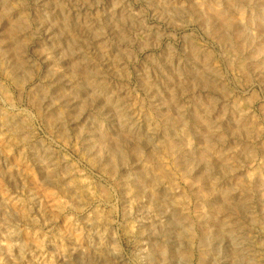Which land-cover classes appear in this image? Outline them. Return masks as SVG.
Masks as SVG:
<instances>
[{
    "label": "rangeland",
    "instance_id": "1",
    "mask_svg": "<svg viewBox=\"0 0 264 264\" xmlns=\"http://www.w3.org/2000/svg\"><path fill=\"white\" fill-rule=\"evenodd\" d=\"M262 7L264 0H0V264H264V70L251 56L239 64L234 51L257 49L264 62ZM23 19L25 30L17 27ZM19 30L22 46L14 44ZM82 61L105 87L72 75ZM171 139L179 148L167 153ZM202 230L215 243L206 255Z\"/></svg>",
    "mask_w": 264,
    "mask_h": 264
},
{
    "label": "bare ground",
    "instance_id": "2",
    "mask_svg": "<svg viewBox=\"0 0 264 264\" xmlns=\"http://www.w3.org/2000/svg\"><path fill=\"white\" fill-rule=\"evenodd\" d=\"M231 1V0H230ZM243 1V0H242ZM254 1V0H253ZM217 2V1H216ZM5 3V2H4ZM222 3V2H221ZM225 3V2H224ZM234 3V2H233ZM243 3V2H242ZM263 4V3H262ZM205 5V4H204ZM210 5V4H209ZM234 5V4H233ZM260 5V4H259ZM64 6V5H63ZM62 6V7H63ZM195 6V5H194ZM194 6H193V8H194ZM232 6V5H231ZM243 6V5H242ZM263 6V5H262ZM6 7H8V6H6ZM61 7V6H60ZM213 7V6H212ZM216 7H218V6H216ZM234 7H236V6H234ZM233 7V8H234ZM263 8V7H262ZM10 8H8L7 10H9ZM213 9V8H212ZM226 9V8H225ZM235 9V8H234ZM243 9H245V8H243ZM264 9V8H263ZM6 10V9H5ZM6 10V11H7ZM53 10V9H52ZM216 10V9H215ZM238 10H240V8L238 9ZM11 11V10H10ZM14 11V10H13ZM168 12V11H167ZM211 12V11H210ZM223 13V16H224V18H227L228 17V15L230 14V13H228V11L226 10V11H222ZM239 12V11H238ZM253 12V11H252ZM263 15H264V11H260ZM0 13H3V12H0ZM194 13H196V12H194ZM204 13H205V11H204ZM212 13V12H211ZM242 13V12H241ZM244 13V12H243ZM192 14V13H191ZM213 14V13H212ZM221 14V15H222ZM204 15V14H203ZM215 15V14H214ZM247 15V14H246ZM254 15V14H253ZM232 16V15H231ZM248 16V15H247ZM1 17V16H0ZM10 17V16H9ZM18 17V16H17ZM16 17V18H17ZM197 17V16H196ZM205 17V16H204ZM208 18H210L209 16H207ZM212 17V16H211ZM214 17V16H213ZM243 17V16H242ZM202 18V17H201ZM2 19H3V17H2ZM15 19V18H14ZM102 19V18H101ZM100 19V20H101ZM132 19V18H131ZM240 19V18H239ZM246 19V18H245ZM12 20V19H11ZM253 20V19H252ZM69 21V20H68ZM200 21V20H199ZM205 21V20H204ZM208 21H210V20H208ZM237 21V20H236ZM245 21V20H244ZM228 22H229V20H228ZM232 22V21H231ZM15 23H17V22H15ZM22 24H20V27L19 26H17L18 28H21V30L23 29V30H25L26 29V27H27V22H25L24 21V19H23V21L21 22ZM124 23V22H123ZM211 23V22H210ZM215 23V22H214ZM213 23V24H214ZM219 23V22H218ZM226 23V22H225ZM238 23V22H237ZM220 24V23H219ZM232 24V23H231ZM250 24V23H249ZM65 25H67V24H65ZM115 25V24H114ZM118 25V24H117ZM209 25V24H208ZM223 25V24H222ZM230 25V24H229ZM14 26V25H13ZM16 26V25H15ZM66 27V26H65ZM77 27V26H76ZM213 27V26H212ZM245 27H247V26H245ZM261 27L264 29V16H263V19L261 20ZM12 28V27H11ZM28 28V27H27ZM232 28L234 29V31H235V35H237V36H239L243 41H245L246 43H247V41H248V36L243 32V31H241V28H240V26L238 25V24H232ZM248 28V27H247ZM261 28V29H262ZM79 29V28H78ZM100 29V28H99ZM117 29V28H116ZM131 29V28H130ZM219 29V28H218ZM227 29L229 30V28L227 27ZM232 29V30H233ZM245 29V28H244ZM21 30H19L18 32L19 33H14L15 34V45H19V46H22V45H20V44H23V43H21V35H20V33H21ZM32 30V29H31ZM118 30V29H117ZM212 30H216V28L215 29H212ZM246 30V29H245ZM8 31V30H7ZM13 31V30H12ZM16 31V30H15ZM224 31V30H223ZM230 31H231V29H230ZM11 32V31H10ZM70 32V31H69ZM79 32V31H78ZM100 32V31H99ZM214 32V31H213ZM12 33V32H11ZM10 33V34H11ZM223 34H224V32H222ZM259 33V32H258ZM210 34V33H209ZM211 34H212V32H211ZM220 34H221V30H220ZM251 34V33H250ZM215 35H216V33H215ZM219 35V34H218ZM231 35V34H230ZM262 35V34H261ZM214 36V35H213ZM220 36V35H219ZM224 36V35H223ZM228 36V35H227ZM9 37V36H8ZM125 37V36H124ZM221 37V36H220ZM220 37H219V40H220ZM235 37V36H234ZM255 37H256V35H255ZM233 38V37H232ZM28 39V38H27ZM72 39V38H71ZM235 39V38H234ZM238 39V38H237ZM256 40H257V38H255ZM4 40V39H3ZM251 40V39H250ZM255 40V41H256ZM259 40V39H258ZM2 41V40H1ZM227 42H228V39H227ZM5 43H7L5 46H4V48H2V54H3V57L5 58V57H7V56H9V54H10V52H11V50H12V43L11 42H9V40L8 41H5ZM77 43V42H76ZM244 43V42H243ZM255 43V42H254ZM26 44V43H25ZM79 44V43H78ZM224 44H225V42H224ZM223 44V45H224ZM231 44H233V43H231ZM262 44V43H261ZM77 45V44H76ZM236 45V44H235ZM245 45V44H244ZM251 45V44H250ZM260 45V44H259ZM264 45V44H263ZM227 46V45H226ZM237 46V45H236ZM246 46V45H245ZM262 46V45H261ZM15 47V46H14ZM18 47V46H17ZM25 47V46H24ZM71 47V46H70ZM194 47V46H193ZM247 47V46H246ZM248 47H250V46H248ZM254 47V46H253ZM263 47V46H262ZM73 48L74 49H76L74 46H73ZM196 48H198V47H196ZM226 48V47H225ZM20 49V48H19ZM24 49V48H23ZM73 49V50H74ZM233 49V48H232ZM250 49V52H248V54L246 55L245 53V51L244 50H241V48L240 49H236V50H234L236 53H237V56L238 57H240L239 58V61H238V63L239 64H241V65H244L245 63H248V61H249V58H248V56H251V57H253V58H256V61H255V67L256 68H258V69H261V70H264V62H263V60H260L261 58H260V56H261V54L260 53H263V52H257L254 48H249ZM22 50V49H21ZM199 50V49H198ZM225 50H227V49H225ZM261 50H262V48H261ZM15 51V50H14ZM192 51V50H191ZM264 51V50H263ZM26 52V51H25ZM73 52V51H72ZM228 52H229V50H228ZM230 53V52H229ZM12 54V53H11ZM15 54H16V52H15ZM20 54H22L21 52H20ZM75 54V53H74ZM193 54V53H192ZM233 54V53H232ZM13 55V54H12ZM12 55H10V56H12ZM17 55V54H16ZM71 55V54H70ZM234 55H236V54H234ZM2 56V55H1ZM65 56V55H64ZM89 57L88 56V54H85V56L84 57ZM104 56V55H103ZM207 56H208V54H207ZM86 57V58H87ZM204 57V56H203ZM209 57V56H208ZM233 57V56H232ZM3 58V59H4ZM10 58V57H9ZM12 58V57H11ZM16 58V57H15ZM70 58H72V59H74L73 57H72V55H71V57ZM99 58V57H98ZM108 58V57H107ZM212 58V57H211ZM234 58V57H233ZM232 58V59H233ZM252 58V59H253ZM13 59H14V57H13ZM19 59V58H18ZM170 59V58H169ZM207 59V58H206ZM1 60V59H0ZM5 60V59H4ZM16 60V59H15ZM23 60V59H22ZM49 60V59H48ZM85 60V59H84ZM157 60V59H156ZM171 60V59H170ZM197 60V59H196ZM255 60V59H254ZM1 61H3V60H1ZM85 61H87V59L85 60ZM85 61L83 62H79V63H76L75 64V71H74V73H72V75L74 76V74L79 78V79H81L83 82H87V83H90V84H92V85H94V87L96 86V87H98V86H102V87H105V83L103 82L104 81V79L102 80H94L93 79V77H91L90 76V74H88V66L86 65V63H85ZM94 61H96V60H94ZM159 61V60H158ZM24 62V60L22 61V63ZM27 62V61H26ZM99 62V61H98ZM161 62V61H160ZM212 62V61H211ZM214 62V61H213ZM236 62V61H235ZM263 62V63H262ZM14 63V62H13ZM16 63H18V61H16L15 62V65H17ZM230 63H231V60H230ZM233 63V62H232ZM11 64V63H10ZM20 64V63H19ZM169 64V63H168ZM235 64V63H234ZM238 64V65H239ZM21 65V64H20ZM24 65V64H23ZM237 65V64H236ZM237 65V66H238ZM11 66V65H10ZM211 66V65H210ZM12 67V66H11ZM17 67V66H16ZM27 67V66H26ZM72 67V66H71ZM213 67V66H212ZM249 67V66H248ZM253 67V66H252ZM251 67V68H252ZM96 68H97V66H96ZM237 68V67H236ZM18 69V68H17ZM91 69V68H90ZM20 70V69H19ZM239 70V69H238ZM242 70V69H241ZM255 70V69H254ZM26 71V70H25ZM29 71V70H28ZM73 71V70H72ZM216 71V70H215ZM185 72V71H184ZM244 72V71H243ZM252 72H254V71H252ZM15 73V72H14ZM26 73H28V72H26ZM70 73V72H69ZM215 73V72H214ZM213 73V74H214ZM257 73V72H256ZM20 73L18 72V75H19ZM53 74V73H52ZM55 74V73H54ZM13 75V74H12ZM18 75H14L15 76V78H19V76ZM22 76H23V73L21 74ZM251 74H249V76H250ZM25 76V75H24ZM48 76V75H47ZM219 77H220V74L218 75ZM248 76V77H249ZM21 77V76H20ZM57 77V76H56ZM59 77V76H58ZM222 77V76H221ZM245 77H247L246 75H245ZM256 77V76H255ZM21 78H23V77H21ZM27 78V77H26ZM72 78V77H71ZM250 78V77H249ZM257 78V77H256ZM13 79V78H12ZM20 79V78H19ZM213 79V78H212ZM215 79V78H214ZM248 79V78H247ZM263 79V78H262ZM15 80V79H14ZM13 80V81H14ZM23 80V79H22ZM78 80V79H77ZM218 80V79H217ZM250 80V79H249ZM264 80V79H263ZM61 81V80H60ZM203 81V80H202ZM206 81V80H205ZM210 81V80H209ZM208 80H207V82H209ZM247 81V80H246ZM245 81V82H246ZM18 81H17V79H16V83H17ZM24 82V81H23ZM57 82V81H56ZM187 82V81H186ZM15 83V82H14ZM204 83V82H203ZM202 83V84H203ZM206 83V82H205ZM209 83H212V82H209ZM214 83V82H213ZM215 83H217V82H215ZM223 83V82H222ZM58 84V83H57ZM82 84V83H81ZM197 84V83H196ZM20 85V84H19ZM85 85V84H84ZM87 85V84H86ZM188 85V84H187ZM186 85V86H187ZM193 85V84H192ZM206 85V84H205ZM184 86V85H183ZM199 86V85H198ZM208 86V85H207ZM206 86V87H207ZM219 86V85H218ZM51 87V86H50ZM58 87V86H57ZM88 87V86H87ZM188 87V86H187ZM194 87V86H193ZM212 87V86H211ZM213 88V87H212ZM224 88V87H223ZM59 89V88H58ZM186 90H187V88H185ZM193 89V88H192ZM220 89H221V87H220ZM219 89V90H220ZM4 90V89H3ZM5 90H6V88H5ZM43 90H44V88H43ZM49 90V89H48ZM101 90V89H100ZM174 90V89H173ZM175 90H177L176 88H175ZM191 90V89H190ZM47 91V90H46ZM46 91H45V93H46ZM97 91H99V90H97ZM184 91V90H183ZM225 91H228V90H225ZM230 91V90H229ZM4 92H6V91H4ZM41 92V91H40ZM51 92V91H50ZM102 92V91H101ZM100 92V93H101ZM48 93V92H47ZM177 93V92H176ZM182 93V92H181ZM188 93V92H187ZM231 93V92H230ZM38 94V93H37ZM36 94V95H37ZM228 94V93H227ZM41 95V94H40ZM171 95V94H170ZM96 96H97V94H96ZM173 96V95H172ZM103 98V97H102ZM105 98V97H104ZM120 98V97H119ZM157 98V97H156ZM37 99V98H36ZM54 99V98H53ZM149 99V98H148ZM172 99V98H171ZM213 99H214V97H213ZM95 100V99H94ZM108 100V99H107ZM231 100V99H230ZM43 101V100H42ZM109 101V100H108ZM107 101V102H108ZM111 101V100H110ZM118 101V100H117ZM120 101V100H119ZM118 101V102H119ZM215 101V100H214ZM104 102V101H103ZM211 102H213V101H211ZM227 102V101H226ZM233 102H235V101H233ZM35 103V102H34ZM40 103V102H39ZM42 103V102H41ZM41 103H40V105H41ZM120 103H122L121 101H120ZM125 103V102H124ZM144 103V102H143ZM152 103V102H151ZM169 103V102H168ZM172 103V102H171ZM176 102H174V104H175ZM210 103V102H209ZM223 103V102H222ZM37 104V103H36ZM106 105V104H105ZM205 105H207V104H205ZM215 105V104H214ZM225 105V104H224ZM229 105V104H228ZM232 105V104H231ZM100 106V105H99ZM167 106V105H166ZM171 106V105H170ZM181 106V105H180ZM179 106V108L181 109L182 107H180ZM204 106V105H203ZM202 106V107H203ZM43 107V106H42ZM113 107V106H112ZM228 107V106H227ZM227 107H225V108H227ZM246 107H247V105H246ZM176 108V107H175ZM204 108V107H203ZM241 108V107H240ZM38 109H39V107H38ZM117 109V108H116ZM119 109V108H118ZM212 109V108H211ZM224 109V108H223ZM182 110V109H181ZM202 110V109H201ZM227 110V109H226ZM225 110V111H226ZM242 110H244V109H242ZM43 111V110H42ZM127 111V110H126ZM205 111V110H204ZM48 112H50V111H48ZM62 112V111H61ZM67 112V111H66ZM117 112V111H116ZM115 112V113H116ZM120 112V111H119ZM124 112V111H123ZM56 113V112H55ZM209 113V112H208ZM224 113V112H223ZM49 114V113H48ZM123 113H121V115H122ZM246 114V113H245ZM59 115H60V113H59ZM124 115V114H123ZM122 115V116H123ZM199 115H201V114H199ZM248 115V114H247ZM48 115H46V117H47ZM50 116V115H49ZM132 116V115H131ZM251 116V115H250ZM264 116V115H263ZM53 117V116H52ZM51 117V118H52ZM58 117V116H57ZM74 117V116H73ZM121 117V116H120ZM129 117V116H128ZM158 117V116H157ZM173 117V116H172ZM192 117V116H191ZM206 117V116H205ZM241 117V116H240ZM49 118V117H48ZM55 118V117H54ZM54 118H52V120H54ZM122 118V117H121ZM125 118V117H124ZM127 118V117H126ZM170 118V117H169ZM198 118H200L199 116H198ZM233 118V117H232ZM50 119V118H49ZM148 119H149V117H148ZM163 119V118H162ZM165 119V118H164ZM166 119H168V118H166ZM164 120V121H167V120ZM175 119V118H174ZM189 119V118H188ZM197 119V118H196ZM220 119V118H219ZM224 119V118H223ZM62 120V119H61ZM181 120H183V119H181ZM186 119H184V121H185ZM233 120V119H232ZM239 120V119H238ZM252 120V119H251ZM55 121V120H54ZM151 121V120H150ZM161 121V120H160ZM178 121H179V119H178ZM170 122V121H169ZM175 122V121H174ZM197 122H198V120H197ZM241 122L243 123V124H247V125H249V121H248V118L247 117H242L241 118ZM51 123V122H50ZM167 123V122H166ZM178 123H180V122H178ZM212 123H214V122H212ZM220 123V122H219ZM132 124V123H131ZM158 124H159V122H158ZM160 124H162V123H160ZM182 124V123H181ZM203 124V123H202ZM255 124V123H254ZM123 125V124H122ZM168 125V124H167ZM175 125V124H174ZM187 125V124H186ZM212 125V124H211ZM214 125V124H213ZM238 125V124H237ZM250 125H251V123H250ZM53 126V125H52ZM55 126V125H54ZM65 126V125H64ZM243 126V125H242ZM241 126V127H242ZM254 126V125H253ZM257 126V125H256ZM168 127V126H167ZM246 127H248V126H246ZM56 128H57V125H56ZM170 128V127H169ZM176 128V127H175ZM185 128V127H184ZM214 128V127H213ZM215 128H216V126H215ZM240 128V127H239ZM65 129V128H64ZM162 129V128H161ZM164 129V128H163ZM209 129V128H208ZM220 129V128H219ZM231 129V128H230ZM247 129V128H246ZM250 129V130H249ZM249 131L252 133V127L251 126H249ZM256 129V128H255ZM13 130V129H12ZM186 130V129H185ZM194 130V129H193ZM215 130V129H214ZM233 130V129H232ZM61 131H63V130H61ZM173 131V130H172ZM204 131V130H203ZM220 131H221V129H220ZM247 131V130H246ZM258 131H259V129H258ZM63 132H65V131H63ZM168 132V131H167ZM207 132V131H206ZM206 132H205V134H206ZM212 132V131H211ZM211 132H208L209 134L211 133ZM249 132V133H250ZM62 133V132H61ZM196 133V132H195ZM231 133V132H230ZM233 133V132H232ZM235 134H237L236 132H234ZM233 133V134H234ZM250 133V134H251ZM197 134V133H196ZM198 134H199V132H198ZM197 134V135H198ZM141 135V134H140ZM220 135V134H219ZM221 135H223V134H221ZM247 135V134H246ZM256 135V134H255ZM143 136V135H142ZM249 136V135H248ZM257 136H259V135H257ZM166 137H167V135H166ZM170 137V136H169ZM174 137V136H173ZM208 137V136H207ZM222 137V136H221ZM261 137V136H260ZM139 138V137H138ZM145 138V137H144ZM200 138V137H199ZM202 138V137H201ZM245 138H248V137H245ZM167 139V138H166ZM203 139V138H202ZM205 139V138H204ZM223 139V138H222ZM257 139V138H256ZM145 141V140H144ZM150 141V140H149ZM165 141V140H164ZM180 142V141H179ZM207 142V140L205 141V143ZM209 143V142H208ZM224 143V142H223ZM167 144V153H168V151H171V152H176V151H178L177 150V148H179L178 147V145H179V143L176 141V140H174V139H171L170 140V142L169 143H166ZM249 144H251V143H249ZM212 145V144H211ZM260 145V144H259ZM163 146V145H162ZM221 146V145H220ZM86 147V146H85ZM90 147V146H89ZM110 147H112V146H110ZM180 147H182V146H180ZM222 147V146H221ZM108 148V147H107ZM248 148V147H247ZM255 148V147H254ZM259 148H261V147H259ZM87 149V148H86ZM94 149V148H93ZM163 149V148H162ZM182 149H184V148H182ZM136 150H137V148H136ZM143 150V149H142ZM163 150H165V149H163ZM249 151H250V149H248ZM87 151V150H86ZM112 151V153H113V150H111ZM160 151V150H159ZM187 151V150H186ZM192 151V150H191ZM91 152H93V151H91ZM136 152V151H135ZM134 152V153H135ZM165 152V151H164ZM163 152V153H164ZM228 152V151H227ZM142 153V152H141ZM182 153V152H181ZM189 153V152H188ZM187 153V154H188ZM192 153V152H191ZM220 153H222V152H220ZM219 153V154H220ZM224 153V152H223ZM137 154V153H136ZM153 154V153H152ZM155 154V153H154ZM160 154V153H159ZM158 154V155H159ZM172 154V153H171ZM179 154V153H178ZM184 154V153H183ZM245 154V153H244ZM255 154H257V153H254V155ZM108 155H109V153H108ZM206 155V154H205ZM249 155V154H248ZM258 155V154H257ZM257 155H255V156H257ZM124 156V155H123ZM137 156V155H136ZM139 157H140V155H138ZM197 156V155H196ZM220 156V155H219ZM96 157V156H95ZM98 157V156H97ZM122 157V156H121ZM125 157H127L128 158V156H126L125 155ZM203 157V156H202ZM206 157V156H205ZM208 157V156H207ZM253 157V156H252ZM138 158V157H137ZM141 158V157H140ZM144 158H145V155H144ZM161 158V157H160ZM185 158L186 157H183L182 155H181V157L180 158H178V160L176 161L177 162V166L178 167H181V168H184L185 167ZM196 158V157H195ZM228 158V157H227ZM125 159L126 158H123L122 160H124L125 161ZM136 159V158H135ZM150 159V158H149ZM191 159V158H190ZM189 159V160H190ZM209 159V158H208ZM213 159V158H212ZM219 159V158H218ZM92 160H93V158H92ZM128 160V159H127ZM139 160V159H138ZM159 160V159H158ZM197 160V159H196ZM216 160V159H215ZM220 160V159H219ZM94 161V160H93ZM110 161V160H109ZM123 161V162H124ZM191 161V160H190ZM200 161V160H199ZM53 162V161H52ZM126 162V161H125ZM152 162V161H151ZM173 162V161H172ZM205 162V161H204ZM208 162V161H207ZM206 162V163H207ZM158 163V162H157ZM186 163H188V162H186ZM199 163V162H198ZM110 165L112 164L111 162L109 163ZM161 164L162 163H160V166H161ZM200 164V163H199ZM229 164V163H228ZM102 165V164H101ZM116 165V164H115ZM159 165V164H158ZM157 165V166H158ZM190 165V164H189ZM192 165V164H191ZM204 165V164H203ZM208 165V164H207ZM226 165H227V163H226ZM225 165V166H226ZM104 166H106V165H104ZM104 166H101V167H104ZM108 166V165H107ZM117 166V165H116ZM154 166V165H153ZM197 166V165H196ZM211 166H212V164H211ZM112 167V166H111ZM177 167V168H178ZM230 166H227V168H229ZM162 168V167H161ZM186 168V167H185ZM184 168V169H185ZM108 169V168H107ZM110 169V168H109ZM113 169V168H112ZM141 169V168H140ZM155 169V168H154ZM157 169V168H156ZM179 169V168H178ZM189 169V168H188ZM187 169V170H188ZM214 169V168H213ZM231 169V168H230ZM237 169V168H236ZM113 170H115V169H113ZM112 170V171H113ZM158 170V169H157ZM159 170H160V168H159ZM163 170V169H162ZM162 170H160V171H162ZM179 170H181V169H179ZM216 170V169H215ZM233 170H234V168H233ZM105 171V170H104ZM160 171H159V173H160ZM203 171V170H202ZM209 171V170H208ZM148 172V171H147ZM165 172V171H164ZM188 172V171H187ZM205 172L207 173V171L205 170ZM232 172V171H231ZM230 172V173H231ZM104 173V172H103ZM115 173V172H114ZM189 173H190V171H189ZM204 173V171L202 172V173H199V176H200V174H203ZM257 173V172H256ZM111 174H113V173H111ZM154 174H155V172H154ZM146 175V174H145ZM165 175H167V174H165ZM47 176V175H46ZM157 176H158V174H157ZM160 176V175H159ZM188 176H189V174H188ZM198 176V177H199ZM206 177H208V176H206ZM149 178V177H148ZM195 178H197V176L195 177ZM202 178V177H201ZM204 178V177H203ZM255 178V177H254ZM257 178V177H256ZM185 179V178H184ZM205 179V178H204ZM210 179H211V177H210ZM258 179V178H257ZM159 180V179H158ZM198 180V179H197ZM196 180V181H197ZM203 180V179H202ZM259 180V179H258ZM144 181V180H143ZM200 181V180H199ZM198 181V182H199ZM253 181V180H252ZM176 182V181H175ZM253 182H255V181H253ZM138 183V182H137ZM141 183V182H140ZM246 183V182H245ZM252 183V182H251ZM262 183V182H261ZM215 184H217V183H214V184H212V186L213 185H215ZM253 184V183H252ZM138 185H139V183H138ZM145 185V184H144ZM149 185V184H148ZM153 185V184H152ZM156 185V184H155ZM159 185V184H158ZM157 185V186H158ZM206 185H208V183L206 184ZM233 185V184H232ZM254 185V184H253ZM253 185H251V186H253ZM258 185V184H257ZM262 185V184H261ZM151 186V185H150ZM172 186V185H171ZM193 186V185H192ZM243 186V185H242ZM251 186H250V188H251ZM146 187V186H145ZM190 187V186H189ZM205 187H207V186H205ZM214 187V186H213ZM234 187V186H233ZM233 187H232V189H233ZM259 187V186H258ZM258 187H257V189H258ZM144 188V187H143ZM173 188V187H172ZM202 188V187H201ZM212 188V187H211ZM211 188L209 187V189L211 190ZM262 188V187H261ZM148 189V188H147ZM150 189V188H149ZM203 189H204V185H203ZM244 189V188H243ZM252 189V188H251ZM263 189V188H262ZM145 190V189H144ZM143 190V191H144ZM151 190V189H150ZM217 190V189H216ZM224 190V189H223ZM226 190V189H225ZM139 191V190H138ZM155 191V190H154ZM201 191V190H200ZM249 191H251V190H249ZM140 192V191H139ZM226 192V191H225ZM255 192H257V191H255ZM143 193V192H142ZM149 193V192H148ZM168 193V192H167ZM232 193H234V192H232ZM246 193H247V191H246ZM152 194V193H151ZM193 194V193H192ZM216 194H218V193H216ZM225 194V193H224ZM229 194V193H228ZM155 195V194H154ZM205 195V194H204ZM136 196V195H135ZM138 196V195H137ZM136 196V197H137ZM145 196V195H144ZM164 196V195H163ZM168 196V195H167ZM206 196V195H205ZM210 196H211V193H210ZM216 196V195H215ZM218 196H219V194H218ZM221 196V195H220ZM253 196V195H252ZM162 197V196H161ZM224 197V196H223ZM233 197V196H232ZM227 198V197H226ZM251 198V197H250ZM253 198V197H252ZM251 198V199H252ZM148 199H149V197H148ZM228 199V198H227ZM233 199V198H232ZM245 199H247V198H245ZM216 200H218V199H216ZM228 201V200H227ZM239 201V200H238ZM199 202V201H198ZM222 202H224V201H222ZM237 202V201H236ZM253 202V201H252ZM242 203H244V202H242ZM241 203V204H242ZM220 204V203H219ZM249 204V203H248ZM215 205V204H214ZM249 206V205H248ZM158 207V206H157ZM244 208H247V207H244ZM249 208V207H248ZM174 211V210H173ZM230 211V210H229ZM176 212V211H175ZM180 213V212H179ZM220 213V212H219ZM229 213V212H228ZM210 214V213H209ZM172 215H173V212H172ZM175 215V214H174ZM182 215V214H181ZM219 215V214H218ZM221 215V214H220ZM228 215V214H227ZM186 216V215H185ZM184 216V214H183V217H185ZM176 217V216H175ZM211 218V217H210ZM232 218V217H231ZM177 220H180V218L179 219H177ZM185 220V219H184ZM214 220V219H213ZM216 220V219H215ZM179 222V221H178ZM231 222V221H230ZM184 222H182V224H183ZM228 223V222H227ZM226 223V224H227ZM180 224V223H179ZM214 226H215V223H214ZM221 226V225H220ZM223 226V225H222ZM227 226V225H226ZM191 227V226H190ZM230 227V226H229ZM232 227V226H231ZM236 227H237V225H236ZM214 228V227H213ZM188 229H189V227H188ZM228 229V231H229V229L230 228H227ZM234 229H235V227H234ZM191 230H193V229H191ZM220 230H221V228H220ZM223 230V229H222ZM203 231V230H202ZM201 231V235H200V244H201V246H200V250H201V252H202V254H205L206 255V253L207 252H209V251H211L212 249H215L214 247H215V243H208L207 241H206V238H207V236L210 234H208L207 235V231H203L202 232ZM219 231V230H218ZM225 231H227V230H225ZM224 230H223V233L225 232ZM232 231H234V230H232ZM212 232H214L213 230H212ZM211 232V233H212ZM190 233H192V231L190 232ZM221 233V232H220ZM238 233V232H237ZM227 234V233H226ZM230 234H232V233H230ZM219 235V234H218ZM188 236H190V235H188ZM194 236V235H193ZM192 236V237H193ZM199 236V235H198ZM211 236V235H210ZM217 236V235H216ZM224 236V235H223ZM237 236V235H236ZM219 237V236H218ZM222 237V236H221ZM234 238H236L235 236H233ZM209 238V237H208ZM222 239H224V238H222ZM221 239V240H222ZM231 239H233V238H231ZM211 240V239H210ZM215 240V239H214ZM213 240V241H214ZM226 240V239H225ZM234 240V239H233ZM209 241V240H208ZM213 241H211V242H213ZM215 242V241H214ZM238 245V244H237ZM244 245H245V243H244ZM247 246H248V244H247ZM166 247V246H165ZM165 247H163V249L165 250ZM246 247V246H245ZM167 248V247H166ZM176 249V248H175ZM246 250V249H245ZM246 254V253H245ZM178 256L179 254L177 253V254H174V253H172V256ZM181 257L185 260V261H187L188 262V259H189V257L191 256V255H189V253L188 252H182L181 254ZM249 257V256H248ZM259 257V256H258ZM191 258V257H190ZM201 258H202V260H204V256H202L201 255ZM252 258V257H251ZM190 260V259H189ZM184 261V262H185ZM201 261V260H200ZM202 262V261H201ZM180 263V262H179ZM254 264V263H253Z\"/></svg>",
    "mask_w": 264,
    "mask_h": 264
}]
</instances>
